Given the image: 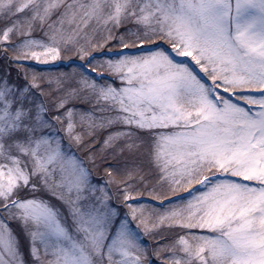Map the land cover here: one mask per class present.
<instances>
[{"label":"snow or ice","instance_id":"1","mask_svg":"<svg viewBox=\"0 0 264 264\" xmlns=\"http://www.w3.org/2000/svg\"><path fill=\"white\" fill-rule=\"evenodd\" d=\"M0 264H264V0H0Z\"/></svg>","mask_w":264,"mask_h":264}]
</instances>
